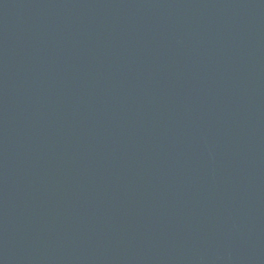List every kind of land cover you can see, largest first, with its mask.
<instances>
[{"label": "water", "instance_id": "1", "mask_svg": "<svg viewBox=\"0 0 264 264\" xmlns=\"http://www.w3.org/2000/svg\"><path fill=\"white\" fill-rule=\"evenodd\" d=\"M0 264H264V0H0Z\"/></svg>", "mask_w": 264, "mask_h": 264}]
</instances>
